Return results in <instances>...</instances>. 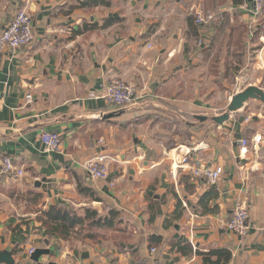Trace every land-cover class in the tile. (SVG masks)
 Wrapping results in <instances>:
<instances>
[{"label":"crops","instance_id":"0c3cea01","mask_svg":"<svg viewBox=\"0 0 264 264\" xmlns=\"http://www.w3.org/2000/svg\"><path fill=\"white\" fill-rule=\"evenodd\" d=\"M252 6L0 0V33L22 9L33 33L30 45L0 55V164L9 157L23 170L0 173V250H11L13 264H212L204 256L220 248L231 258L219 264H264V108L250 99L222 124L211 120L247 86L264 91V11L256 17ZM198 8L213 19L195 29ZM109 77L134 87L128 109L87 96L100 94ZM42 131L59 133L60 148L46 151ZM254 135L262 138L256 146ZM241 139L247 155L239 154ZM97 154L107 156V172L93 179L82 162ZM176 155L222 167L213 212L198 206L210 184L187 167L174 169ZM35 180L45 189L34 188ZM29 192L42 195L38 204L24 197ZM238 204L249 210L245 236L225 227ZM51 205L77 215L94 207L112 225L52 237L36 220V210ZM31 248L49 252L33 260Z\"/></svg>","mask_w":264,"mask_h":264},{"label":"built area","instance_id":"2783aa9c","mask_svg":"<svg viewBox=\"0 0 264 264\" xmlns=\"http://www.w3.org/2000/svg\"><path fill=\"white\" fill-rule=\"evenodd\" d=\"M252 12L254 16L259 17L264 11V0H253ZM212 14L205 13L202 9L194 10L193 19L196 25L204 24L212 19ZM33 41L32 33V18L30 14L22 9L18 10L10 21L5 25L0 33V55L4 49H17L28 46ZM201 43V40L198 41ZM88 97H101L108 104L113 105L118 110L128 109L134 102L135 89L126 81L117 78L109 77L102 86L100 94L88 93ZM30 95H26V101H30ZM40 141L44 145L46 151H55L60 148L61 137L60 134L53 131H42L40 134ZM253 146L262 142L260 135H254L251 140ZM250 152L247 139H241L239 142V154L247 155ZM107 156L104 154H97L85 159L82 162V168L93 179H100L106 176ZM174 169L180 167H187L194 178L204 179L208 184L216 183L222 174L221 166L208 167L202 160H194L189 164L187 156H174ZM0 173L14 176H21L23 170L16 167L12 159L3 157L0 164ZM249 210L243 204H238L233 209L229 219L225 222V227L228 231L239 236H245L249 230ZM34 248L29 250V254L33 253ZM155 252V248L150 249ZM157 264V263H154Z\"/></svg>","mask_w":264,"mask_h":264},{"label":"trees","instance_id":"16d2710c","mask_svg":"<svg viewBox=\"0 0 264 264\" xmlns=\"http://www.w3.org/2000/svg\"><path fill=\"white\" fill-rule=\"evenodd\" d=\"M233 3H238L240 0H232ZM213 19V17H212ZM190 25L196 29L194 19L190 20ZM105 26V25H104ZM86 27H84L85 30ZM214 183L210 184L209 188L199 196L198 206L201 208L202 213L213 212L217 205L209 206L210 200L217 198L218 192L216 191ZM81 191V189H79ZM82 191L89 193V196L93 198L92 192L88 188H83ZM28 196V200L32 203L38 204L42 198L40 193L24 194V197ZM37 216L36 220L40 223L41 227L44 229L47 235L60 239H68L74 237L75 234L80 231L86 224H102L105 226H111L112 221L108 217H101L96 208H86L82 215H77L69 210H65L56 205H51L47 208H38L36 210ZM110 217L116 214V211L110 210ZM154 214L150 216V220L153 219ZM175 218V217H174ZM172 217L170 216L167 221L170 223ZM166 222V223H167ZM210 256H214L215 259L212 260ZM231 258V252L228 249H213L208 252V255L204 256V261H210L212 264H219L220 262H226Z\"/></svg>","mask_w":264,"mask_h":264},{"label":"water","instance_id":"95a60500","mask_svg":"<svg viewBox=\"0 0 264 264\" xmlns=\"http://www.w3.org/2000/svg\"><path fill=\"white\" fill-rule=\"evenodd\" d=\"M250 99L258 100L262 103V106L264 108V91L255 86V85H249L245 89L235 93L232 95L227 107L226 111L220 115V116H214L211 118V120L216 124H222L223 122L227 121L230 113H233L240 109L245 102H247ZM115 113H108L105 117H111ZM34 188H41L45 189L46 184L44 181L41 180H35L33 183ZM98 205V204H97ZM49 251L46 249H35L33 253L31 254V258L33 260H37L40 255L44 253H48ZM14 260L11 257V250L6 249L5 251L0 250V264H13Z\"/></svg>","mask_w":264,"mask_h":264},{"label":"rangeland","instance_id":"374dc122","mask_svg":"<svg viewBox=\"0 0 264 264\" xmlns=\"http://www.w3.org/2000/svg\"><path fill=\"white\" fill-rule=\"evenodd\" d=\"M205 13H210V14H213L211 11H209V10H203ZM189 92L191 93V92H193V91H191V88L189 89ZM86 224H88L89 225V223H86ZM82 229V228H81ZM91 232L92 231V229H90L89 227H83V229L81 230V232H79V233H77V235L78 236H82V235H87V233L88 232Z\"/></svg>","mask_w":264,"mask_h":264}]
</instances>
